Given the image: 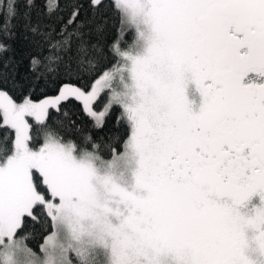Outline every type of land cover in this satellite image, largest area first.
<instances>
[{
  "label": "snow or ice",
  "instance_id": "obj_1",
  "mask_svg": "<svg viewBox=\"0 0 264 264\" xmlns=\"http://www.w3.org/2000/svg\"><path fill=\"white\" fill-rule=\"evenodd\" d=\"M0 264H264V0H0Z\"/></svg>",
  "mask_w": 264,
  "mask_h": 264
}]
</instances>
